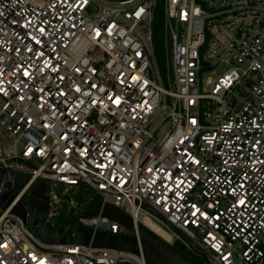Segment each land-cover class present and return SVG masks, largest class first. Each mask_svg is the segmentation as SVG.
Wrapping results in <instances>:
<instances>
[{
    "label": "built area",
    "instance_id": "obj_1",
    "mask_svg": "<svg viewBox=\"0 0 264 264\" xmlns=\"http://www.w3.org/2000/svg\"><path fill=\"white\" fill-rule=\"evenodd\" d=\"M0 168L55 186L50 221L129 234L81 189L201 264H264V0H0ZM0 264L145 263L6 212Z\"/></svg>",
    "mask_w": 264,
    "mask_h": 264
},
{
    "label": "water",
    "instance_id": "obj_2",
    "mask_svg": "<svg viewBox=\"0 0 264 264\" xmlns=\"http://www.w3.org/2000/svg\"><path fill=\"white\" fill-rule=\"evenodd\" d=\"M29 183V176L18 175L0 168V215L8 212L10 216L20 220L23 226L41 242L50 245L120 251L142 257L145 264H191L173 247L144 226L136 224L124 212L103 205L97 197H91L87 191L81 189L79 193L83 198V209L80 215L86 218L99 215L106 217L119 223L129 234L112 235L93 231L78 225L74 219L69 221L67 227L56 221H50L46 217L50 211L48 193L55 186L41 181ZM89 198L96 204V209L88 207ZM193 250L200 255L197 249L193 248Z\"/></svg>",
    "mask_w": 264,
    "mask_h": 264
},
{
    "label": "trees",
    "instance_id": "obj_3",
    "mask_svg": "<svg viewBox=\"0 0 264 264\" xmlns=\"http://www.w3.org/2000/svg\"><path fill=\"white\" fill-rule=\"evenodd\" d=\"M160 17L157 16L155 23L153 25V33H152V42L154 53L156 56L157 63L159 64V59L162 57L163 47L165 45V39L163 36V29L161 25ZM174 249L188 262L191 264H201L202 261L200 258L192 257L188 253H186L183 249L174 247Z\"/></svg>",
    "mask_w": 264,
    "mask_h": 264
},
{
    "label": "rangeland",
    "instance_id": "obj_4",
    "mask_svg": "<svg viewBox=\"0 0 264 264\" xmlns=\"http://www.w3.org/2000/svg\"><path fill=\"white\" fill-rule=\"evenodd\" d=\"M158 66H159V69H160V71H161V74L165 76L167 69H166V66H165V60H164L163 57H161V58L159 59V64H158ZM221 71H222V68H218V69H216V71H215V75H219V74L221 73ZM166 129H167V125H164V126L162 127V129L159 131L158 136H161V135L166 131ZM77 200H81V198H77ZM57 223L60 224V225H62V226H64L65 223H66V218H64V217L59 218V219L57 220ZM48 228H49V227H48ZM127 233H129V232H127Z\"/></svg>",
    "mask_w": 264,
    "mask_h": 264
},
{
    "label": "bare ground",
    "instance_id": "obj_5",
    "mask_svg": "<svg viewBox=\"0 0 264 264\" xmlns=\"http://www.w3.org/2000/svg\"><path fill=\"white\" fill-rule=\"evenodd\" d=\"M141 224H142V226H144L146 229H148L149 231H151L152 233H154L158 237H160L162 239H167L166 235L164 233H162L155 225H153L149 221L144 220V221H142Z\"/></svg>",
    "mask_w": 264,
    "mask_h": 264
},
{
    "label": "flooded vegetation",
    "instance_id": "obj_6",
    "mask_svg": "<svg viewBox=\"0 0 264 264\" xmlns=\"http://www.w3.org/2000/svg\"><path fill=\"white\" fill-rule=\"evenodd\" d=\"M88 205H89L90 209H96L97 208L96 204L93 201L89 202ZM68 225H69V220H66L64 227H67Z\"/></svg>",
    "mask_w": 264,
    "mask_h": 264
}]
</instances>
